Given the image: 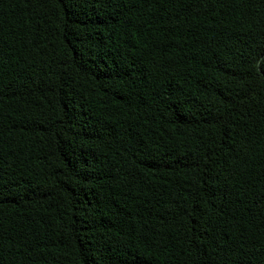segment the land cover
I'll use <instances>...</instances> for the list:
<instances>
[{
    "label": "trees",
    "instance_id": "obj_1",
    "mask_svg": "<svg viewBox=\"0 0 264 264\" xmlns=\"http://www.w3.org/2000/svg\"><path fill=\"white\" fill-rule=\"evenodd\" d=\"M0 264H264V0H0Z\"/></svg>",
    "mask_w": 264,
    "mask_h": 264
}]
</instances>
